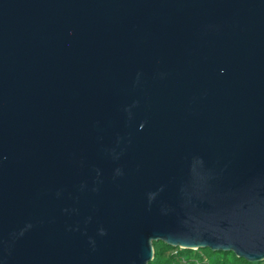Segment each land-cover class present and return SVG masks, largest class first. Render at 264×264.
<instances>
[{
    "label": "water",
    "instance_id": "95a60500",
    "mask_svg": "<svg viewBox=\"0 0 264 264\" xmlns=\"http://www.w3.org/2000/svg\"><path fill=\"white\" fill-rule=\"evenodd\" d=\"M159 243L264 263V0H0V264Z\"/></svg>",
    "mask_w": 264,
    "mask_h": 264
},
{
    "label": "trees",
    "instance_id": "16d2710c",
    "mask_svg": "<svg viewBox=\"0 0 264 264\" xmlns=\"http://www.w3.org/2000/svg\"><path fill=\"white\" fill-rule=\"evenodd\" d=\"M153 252V259L149 264H264L237 259L232 253L173 249L163 243L153 244Z\"/></svg>",
    "mask_w": 264,
    "mask_h": 264
},
{
    "label": "snow or ice",
    "instance_id": "6c2138e0",
    "mask_svg": "<svg viewBox=\"0 0 264 264\" xmlns=\"http://www.w3.org/2000/svg\"><path fill=\"white\" fill-rule=\"evenodd\" d=\"M215 250V249H214ZM239 255V253H237Z\"/></svg>",
    "mask_w": 264,
    "mask_h": 264
}]
</instances>
